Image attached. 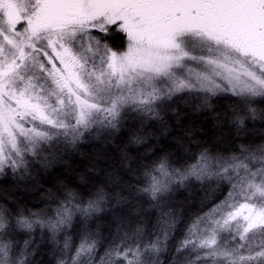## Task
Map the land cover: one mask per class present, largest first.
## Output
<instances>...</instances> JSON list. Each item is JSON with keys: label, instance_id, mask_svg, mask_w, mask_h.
<instances>
[{"label": "snow or ice", "instance_id": "snow-or-ice-1", "mask_svg": "<svg viewBox=\"0 0 264 264\" xmlns=\"http://www.w3.org/2000/svg\"><path fill=\"white\" fill-rule=\"evenodd\" d=\"M153 126L175 152L127 195L58 182L29 207L0 189V264H264V0H0V181L39 188L36 168L86 139L103 158L120 132L131 170Z\"/></svg>", "mask_w": 264, "mask_h": 264}, {"label": "trees", "instance_id": "trees-1", "mask_svg": "<svg viewBox=\"0 0 264 264\" xmlns=\"http://www.w3.org/2000/svg\"><path fill=\"white\" fill-rule=\"evenodd\" d=\"M120 36H113L110 41L114 45L120 44ZM217 109H223L224 106L232 103V100L226 97H221L214 100ZM185 125H199L205 130L203 137L209 141H215L220 132L223 133V138H229V128L222 127L217 129L213 126V117L209 111H202L200 113H193L191 106H185L184 112L180 117ZM171 123V117H169ZM261 125L256 122L255 136H259V129ZM155 132V138L150 139L144 145H133L128 147L132 157H135V163L131 164V170L127 167V162H121L119 154L116 150V145L123 146L126 141V133L120 132L113 134L111 141H103V158L100 157L101 140L86 139L80 144L77 150L69 151L65 156L64 162L57 164L49 170H42L36 168L34 175L39 182V188L33 187L31 183L25 182L20 185H13L11 179L0 181V189H6L7 194H15V198L22 200L29 207L41 206L44 198L43 189H53V185L58 182L70 183L73 187H79L84 192L95 191L97 187L104 188L106 191L115 189L116 193L122 190L127 195L129 185H135L143 180L139 166L144 163H149L147 159H155L157 155H163L165 152L173 151L171 146L174 140L171 136H162L156 131L155 126L152 129ZM227 144H222L221 147H226ZM155 152V155H153ZM115 178V182L113 181ZM123 183H119L120 181ZM119 184V187L116 185ZM139 195V194H137ZM186 195V193H185ZM183 199V196H181ZM195 210V209H194ZM105 221L110 220V215L101 213ZM44 264H48L50 257L43 256Z\"/></svg>", "mask_w": 264, "mask_h": 264}, {"label": "flooded vegetation", "instance_id": "flooded-vegetation-1", "mask_svg": "<svg viewBox=\"0 0 264 264\" xmlns=\"http://www.w3.org/2000/svg\"><path fill=\"white\" fill-rule=\"evenodd\" d=\"M117 36H120V38H121V40H120V44H119V46H120V45H122L123 36H122V35H117ZM110 43H111V41H110Z\"/></svg>", "mask_w": 264, "mask_h": 264}, {"label": "rangeland", "instance_id": "rangeland-1", "mask_svg": "<svg viewBox=\"0 0 264 264\" xmlns=\"http://www.w3.org/2000/svg\"><path fill=\"white\" fill-rule=\"evenodd\" d=\"M117 46H119V45H117Z\"/></svg>", "mask_w": 264, "mask_h": 264}]
</instances>
